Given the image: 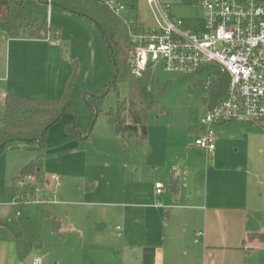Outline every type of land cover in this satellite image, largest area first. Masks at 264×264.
<instances>
[{"label":"rangeland","instance_id":"obj_1","mask_svg":"<svg viewBox=\"0 0 264 264\" xmlns=\"http://www.w3.org/2000/svg\"><path fill=\"white\" fill-rule=\"evenodd\" d=\"M111 1L125 5V10L119 12L122 19L137 20L144 28L155 26V11L147 0ZM158 1L170 7V14L181 19L184 29L194 30L203 25L205 11L198 0ZM23 4L46 19L50 8L49 22L59 29L55 36L43 39H0V118L4 94L57 97L70 72L69 59L75 60L77 65L70 91L72 111L66 112L46 134L44 179L57 175L60 181L57 185L41 183L42 191L35 193L36 197L56 203L28 204L24 208L27 215L36 219L34 236L42 242L39 254L36 253L46 264H87L97 258L101 264H127L129 248L124 244L131 232L138 231L141 239L145 226L150 230V241L161 238L164 210L146 208L143 223V209L123 205L125 201L120 191L127 180L137 178L138 174L151 175L164 184L163 168L177 160L176 156L179 164L194 162L191 179L194 178L202 190L216 177L234 179L227 171H233L236 166L248 168V172L238 175L236 180L264 182V129L241 122L231 123L234 128L220 134V142H215L218 165L213 169L208 167L209 158L204 153L188 148L190 144L194 146L195 132L191 125L198 124L208 106L205 101L208 92L204 88L209 77L206 70L184 76L161 66L151 67L157 103L148 115V137L143 142L129 143L125 136L115 133L104 114L115 106L116 100L126 95V84L121 83L117 91H109L102 100V92H96L112 79L107 48L96 26L85 17L50 4L48 7L37 0H23ZM55 39L60 45H54ZM85 94H91L94 103L100 101V111L93 124V112L84 101ZM71 123L76 124L81 135L88 136L83 143L70 131ZM18 143L13 149L0 147V231H4V223L8 217H15L18 210L11 192L13 176L28 160L42 153L38 143L34 144L35 152ZM96 185L100 191L90 192ZM160 203L166 204L162 198ZM43 210L59 218L57 229ZM97 228L103 229L99 237ZM172 248L168 252L170 264H183L182 250Z\"/></svg>","mask_w":264,"mask_h":264},{"label":"trees","instance_id":"obj_2","mask_svg":"<svg viewBox=\"0 0 264 264\" xmlns=\"http://www.w3.org/2000/svg\"><path fill=\"white\" fill-rule=\"evenodd\" d=\"M40 3L61 8L62 10L87 18L99 30L107 48L108 58L112 67V79L103 86L100 100L109 91H117L121 83L126 84V95L116 100L113 108L105 112L108 124L120 137L127 142H142L148 137V115L157 101L153 94L154 74L148 66L139 75L133 72L131 63V42L127 26L109 5V0H37ZM58 26L52 25L46 18H41L31 12L23 0H0V38H44L55 36ZM65 48V47H64ZM70 72L63 83L57 97L35 98L7 92L4 95V110L0 118V147L13 149L20 142L24 149L35 152V143L42 150L40 156L28 160L12 178L11 192L18 210L16 216L5 222L14 236L17 254L20 259H27L33 253H38L42 242L35 238L34 228L36 219L25 213L26 204L23 201L34 196L33 188L25 184V177L32 176L34 182L45 183L44 161L47 130L66 112L72 111L70 91L76 74V61L69 59ZM208 80L204 88L208 92L205 101L208 107L216 105L226 94L229 77L218 65L207 66ZM91 94L84 96V101L93 112L92 122L99 113V103L91 100ZM127 119V120H126ZM70 131L82 143L88 138L81 135L76 124L71 123ZM194 131V130H193ZM20 183V185H19ZM22 184V186H21ZM45 216L51 217L54 229L60 220L50 211H44ZM1 224V223H0Z\"/></svg>","mask_w":264,"mask_h":264},{"label":"crops","instance_id":"obj_3","mask_svg":"<svg viewBox=\"0 0 264 264\" xmlns=\"http://www.w3.org/2000/svg\"><path fill=\"white\" fill-rule=\"evenodd\" d=\"M50 13L48 8V22ZM10 39L12 38L4 40ZM53 43L60 45L57 39ZM231 123L239 124L229 122L215 127L216 143L220 142L222 133H227L230 127L234 128L235 125ZM191 127L197 131V124ZM188 148L204 153L209 158L210 169L218 165L216 146L211 153H205L191 144ZM70 153L76 154V151ZM175 159L177 160L163 168L166 179L159 189L155 187V183H158L155 177L138 174L137 178L127 180L125 188L120 191V196L125 201L123 205L143 209V223L146 221V208H160L165 213L162 237L158 240H149L150 230L145 226L141 239L138 231L126 236L124 245L129 248L127 256L130 257L127 264H170L171 256L168 252L172 247L182 250L183 264H264V182L256 184L236 180L238 175L248 172L247 167L236 166L233 171H227L234 179L216 177L209 187L205 184L202 190L197 187L194 178L191 179L194 176V162L179 164L177 156ZM99 191L96 185L90 192ZM161 198L165 200V206L160 203ZM10 219L8 217L6 222ZM89 226L90 223H87V227ZM3 227L4 231H0V264H31V257L39 253L32 252L27 259H20L13 234ZM102 230L97 228L95 231L97 235H102ZM198 232L201 234L197 235ZM121 236L122 234L119 238ZM87 264L101 263L97 258Z\"/></svg>","mask_w":264,"mask_h":264},{"label":"built area","instance_id":"obj_4","mask_svg":"<svg viewBox=\"0 0 264 264\" xmlns=\"http://www.w3.org/2000/svg\"><path fill=\"white\" fill-rule=\"evenodd\" d=\"M147 1L155 11V26L144 28L134 19H122L132 45L131 63L136 75L148 66H161L185 76L207 71L208 65L215 64L229 77L225 96L213 107L206 106L201 114L193 145L213 152L215 127L229 122L264 129V0H198L205 18L194 30L184 29L168 5ZM109 5L117 15L125 10L123 3L109 0ZM59 181L57 175H50L45 183L57 185ZM24 183L34 192L24 204L56 203L35 196L42 189L32 176L25 177ZM155 187L159 189L161 184L155 183ZM18 203L15 198L14 204ZM30 262L46 264L40 255L32 256Z\"/></svg>","mask_w":264,"mask_h":264},{"label":"water","instance_id":"obj_5","mask_svg":"<svg viewBox=\"0 0 264 264\" xmlns=\"http://www.w3.org/2000/svg\"><path fill=\"white\" fill-rule=\"evenodd\" d=\"M46 4H50V5H51V3H50V2H46Z\"/></svg>","mask_w":264,"mask_h":264}]
</instances>
